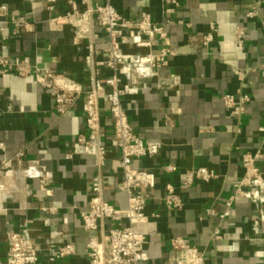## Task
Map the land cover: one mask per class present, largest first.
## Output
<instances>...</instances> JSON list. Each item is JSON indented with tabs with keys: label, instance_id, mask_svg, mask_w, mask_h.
Returning <instances> with one entry per match:
<instances>
[{
	"label": "crops",
	"instance_id": "obj_1",
	"mask_svg": "<svg viewBox=\"0 0 264 264\" xmlns=\"http://www.w3.org/2000/svg\"><path fill=\"white\" fill-rule=\"evenodd\" d=\"M104 2L103 0H97ZM262 0H110L124 17L138 21L142 13L162 25L167 38L153 39L150 48L123 46L124 53L156 52L167 45L176 56L168 67L140 81L138 93L122 99V107L136 136L143 142H161L158 156L133 161L138 169L156 176L152 195L156 198L148 211L160 215L154 225L142 227L147 235V264H163L168 243L173 237H185L205 253V264H261L264 244V179L251 199L234 202L231 215L224 219L210 217L211 207L217 214L232 195V183L244 174L241 157L253 153L264 141L259 128L264 124V5ZM15 18L28 22L27 30L13 34L4 31L7 40L0 43V54L27 56L39 68L38 60L55 73L64 74L88 88L89 77L84 57L87 41L73 44L69 27L61 32L48 29L46 20L58 15L40 7L32 10L27 0H0ZM256 9L257 15L247 18ZM167 10H171L170 13ZM173 22L172 25L167 21ZM210 24L217 28L211 52L201 44L202 34ZM245 31L243 50L235 45V29ZM138 39L147 41L144 36ZM95 49L108 48V40L97 27L92 28ZM96 60L104 56H95ZM235 71L245 74L238 81ZM126 83V82H125ZM124 83V84H125ZM246 94V106L239 125L223 106L225 94ZM100 138L107 147L101 170L104 199L116 207H125V197L118 193L121 167L117 151L111 147L112 126L108 104L101 100ZM84 131L81 98L64 116H57L51 96L34 77L0 75V167L8 159L21 154L10 169L0 175V189L7 193H23L25 200L12 205L0 197V260L5 255L6 234L22 227L29 230L33 244L40 249L39 264H88L86 244L92 233L86 232L79 214L87 209V186L96 174L92 155L79 154L75 145ZM72 157L68 158L67 155ZM163 165L172 173L160 170ZM204 167L216 172L219 179L208 184L195 182L182 187L183 172ZM44 172L52 175L51 196L39 191ZM167 183L177 187L184 200L180 211H166L160 199ZM55 209L50 213L44 209ZM109 224H103V229ZM222 239L212 242L214 228ZM72 245L75 254L63 260L55 257L57 249ZM51 257L53 258L50 261Z\"/></svg>",
	"mask_w": 264,
	"mask_h": 264
},
{
	"label": "built area",
	"instance_id": "obj_2",
	"mask_svg": "<svg viewBox=\"0 0 264 264\" xmlns=\"http://www.w3.org/2000/svg\"><path fill=\"white\" fill-rule=\"evenodd\" d=\"M32 10L40 7L47 13L61 8L62 12L52 15L45 21L52 32H61L69 27L74 35L73 44L87 41L84 57L85 69L89 77L88 88L84 89L79 83L64 74L53 72L48 67L38 68L31 63L27 56L12 57L0 54V75L13 74L20 78L34 77L40 86L48 91L53 101L54 111L61 117L70 112L81 98V112L84 119V131L80 133L75 145L79 154L92 155L95 158L97 172L90 179L87 186V209L80 212L79 217L83 229L92 233L86 244L88 264H147L149 256L146 250L147 235L142 227L154 225L160 215L148 211L155 201L152 192L156 186V176L153 172L138 169L133 161L154 158L159 155L162 143L143 142L134 133L128 117L122 107V99L138 93L141 80L153 76L158 70L168 67L176 53L167 45H162L156 52L131 54L124 53L122 47L150 48V41L157 39L164 42L167 34L162 25L154 23L151 16L142 13L138 21L124 17L111 4L110 0H27ZM264 5V0L261 1ZM168 13L171 10H167ZM257 15L254 8L247 13V18ZM172 25L173 22L167 21ZM13 28V34L23 29L27 30L28 22L23 17L15 18L7 5H0V43L7 40L4 31ZM101 30L108 40V48L97 50L94 48L91 35L92 28ZM135 32L148 40L143 41L129 35ZM217 28L210 24L202 34L201 44L207 53L211 52ZM245 31L242 27L235 29V45L243 50ZM95 56H104L96 60ZM238 81H242L245 74L240 71L234 73ZM126 82V83H125ZM125 83V84H124ZM101 100L108 104L107 112L111 119L112 139L111 147L119 156L122 171L121 180L117 186L118 193L125 197V207L120 208L107 202L103 197L104 179L101 170L105 163L107 147L100 138ZM223 106L233 118L237 126L233 132L240 133L239 125L245 113L250 98L246 94H225L221 97ZM264 137V124L259 128ZM68 158L72 155L68 154ZM21 159V154L6 160L0 167V175L5 174L11 163ZM244 174L240 180L232 183L233 193L225 201V210L217 214L211 207L205 210L206 215L224 219L231 215L234 202L254 197L264 179V141L253 153H244L241 157ZM165 173H172L170 165L160 167ZM219 175L207 168L199 167L183 172L182 187L190 188L195 182L208 184L218 180ZM52 175L44 172L39 179V191L44 197L51 196ZM0 192H3L0 189ZM166 211H180L184 207V200L177 187L171 183L164 186L160 199ZM50 213L55 209H44ZM108 228L103 229V224ZM222 239L220 230H212L211 241ZM168 255L163 264H205V253L200 251L185 237H173L168 243ZM261 264H264V244ZM41 251L32 242L29 230L22 227L18 231L6 234L5 255L0 264H39ZM75 254L72 245H65L55 252V257L63 260ZM53 258L51 257L50 261Z\"/></svg>",
	"mask_w": 264,
	"mask_h": 264
},
{
	"label": "water",
	"instance_id": "obj_3",
	"mask_svg": "<svg viewBox=\"0 0 264 264\" xmlns=\"http://www.w3.org/2000/svg\"><path fill=\"white\" fill-rule=\"evenodd\" d=\"M47 58H48L47 53H44V58L42 60H38L39 68L43 67L41 65L42 62H48ZM0 197H2L3 199H6L10 205H12L13 203H19L20 204L25 200L23 193L14 192V191H8L7 193L0 192Z\"/></svg>",
	"mask_w": 264,
	"mask_h": 264
}]
</instances>
